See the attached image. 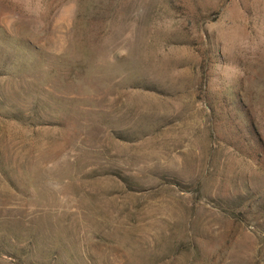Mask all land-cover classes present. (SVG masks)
<instances>
[{
  "label": "rangeland",
  "instance_id": "374dc122",
  "mask_svg": "<svg viewBox=\"0 0 264 264\" xmlns=\"http://www.w3.org/2000/svg\"><path fill=\"white\" fill-rule=\"evenodd\" d=\"M0 264H264V0H0Z\"/></svg>",
  "mask_w": 264,
  "mask_h": 264
}]
</instances>
